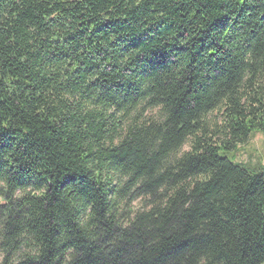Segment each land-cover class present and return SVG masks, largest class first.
<instances>
[{"label":"trees","instance_id":"16d2710c","mask_svg":"<svg viewBox=\"0 0 264 264\" xmlns=\"http://www.w3.org/2000/svg\"><path fill=\"white\" fill-rule=\"evenodd\" d=\"M255 133L264 0H0V264L264 263Z\"/></svg>","mask_w":264,"mask_h":264},{"label":"rangeland","instance_id":"374dc122","mask_svg":"<svg viewBox=\"0 0 264 264\" xmlns=\"http://www.w3.org/2000/svg\"><path fill=\"white\" fill-rule=\"evenodd\" d=\"M186 149L187 147L183 150ZM233 158L235 162L251 168L262 166L264 164V136L261 133H255L246 144L237 147V151L233 153Z\"/></svg>","mask_w":264,"mask_h":264}]
</instances>
